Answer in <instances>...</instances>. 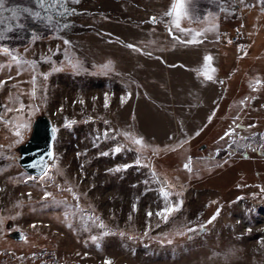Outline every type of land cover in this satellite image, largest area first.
Wrapping results in <instances>:
<instances>
[{"label":"rangeland","instance_id":"374dc122","mask_svg":"<svg viewBox=\"0 0 264 264\" xmlns=\"http://www.w3.org/2000/svg\"><path fill=\"white\" fill-rule=\"evenodd\" d=\"M256 1L218 0L214 10L225 15L223 24L188 44L173 35L186 41L191 33L178 31L164 15L173 0H79L67 4V13L38 7L31 14L3 0L0 45L36 62L33 71L0 53V105H24L0 108V252L12 253L3 264H18L16 254L43 246L62 264H264V199L255 198L264 194V148L223 164L192 158L191 172L184 169L189 158L212 154L231 115L244 118L239 134L264 133V7ZM27 18L42 30L35 41ZM239 27L244 52L228 40ZM205 56L215 69L207 72L211 80ZM243 93L252 96L245 106L238 98ZM227 109L229 116L219 121ZM42 115L56 129L47 167L53 179L29 180L17 148ZM121 132L143 138L147 147ZM69 187L78 206L64 190ZM165 192L168 206L180 204L167 221L155 215L166 206ZM217 206L208 228L187 232ZM16 230L26 240L10 238Z\"/></svg>","mask_w":264,"mask_h":264},{"label":"trees","instance_id":"16d2710c","mask_svg":"<svg viewBox=\"0 0 264 264\" xmlns=\"http://www.w3.org/2000/svg\"><path fill=\"white\" fill-rule=\"evenodd\" d=\"M6 1L8 3H11L8 5V7H15L17 5L18 7H22L24 9L30 8V10H34V11L38 9L36 1L34 0H16V1L6 0ZM217 2L218 0H185V7L186 9L190 10L191 15L190 17L182 18L181 27L185 29H191L193 32H197V31L201 32V31L207 30V27H210V26L213 27L216 23H218V25L223 24L222 20H223V17H225V15H223V13H217L214 10V4ZM256 2L259 3L258 6L264 7V3H261L260 1H256ZM250 4H251V7L252 5L257 6V3H253V1ZM25 22L26 24H28L30 28L28 31L30 34L42 33V30L39 29L38 26L32 24L29 18H27ZM258 80L259 78L253 82L252 84L253 89L255 88V84L257 83ZM236 96L235 97L233 96V98L231 99L232 102L229 105L234 104V99L236 98ZM250 97L252 96H247L244 93L243 95L239 94L238 98H239L240 105L245 106V103L249 100ZM229 108L230 106H228V109ZM228 112L229 110L228 111L225 110L220 115L219 121L221 122L225 121L226 117L229 116ZM230 117L231 118L229 120L228 127H226L224 131L219 136H217L215 139V142L217 145L214 147L212 154L211 155L204 154L202 156H195V157H191V159L195 158L196 160L209 161V162H215L217 164H223L233 159L235 155L247 156L251 154V150H255L257 152L261 150V148H264L263 144L261 145V144L254 143L255 145L253 147L250 144L258 140V138H261L262 136H264L263 132L257 131L251 135L243 136L239 134V128L241 125L244 124L243 122L244 118L240 115H235V116L231 115ZM228 132H232V135L226 136V133ZM221 137H225V138L221 139ZM260 191H264V187L260 189ZM255 198L259 200L264 199V194L258 197H255ZM220 208H221L220 206H217L215 211H213V214H211L207 218V220L203 222V224H201L200 226L191 227L187 230V232H191L189 231L190 229H192L193 231L198 230L199 232V231H203L206 228H208V226L213 222L212 217L213 216L217 217V213L218 214L220 213ZM23 235H24V240H26V233L23 232ZM140 239L146 240V238H143V237H141ZM7 255H12V253L0 252V264H3L1 260ZM12 258L18 260L19 262L18 264H22L23 261H28V262L37 263V264H60L61 263L58 260L57 255L55 256V251L53 249H50L49 247H44V246L41 248H37L36 250L29 251L27 253L16 254L15 257H12Z\"/></svg>","mask_w":264,"mask_h":264},{"label":"snow or ice","instance_id":"6c2138e0","mask_svg":"<svg viewBox=\"0 0 264 264\" xmlns=\"http://www.w3.org/2000/svg\"><path fill=\"white\" fill-rule=\"evenodd\" d=\"M69 2L79 3V0H47V2H46V0H36L37 6L40 8H43L44 11H46V12L48 11L49 8H51L57 12L60 10H63L64 13H67L69 11V9L67 8V4ZM261 3H264V0H261ZM2 6H3V0H0V7H2ZM23 11L29 12L31 14L30 9L25 8ZM34 15H36L38 17L40 16L39 13H35ZM164 15L172 18L171 23H172L173 27H175L178 31H180L181 33H184L185 35H188L189 33H191V38L189 40H186V41L180 40L179 37H176L174 35H173V39L178 40L180 43H188V44H195V43L202 42V41H199L197 39V37L202 35L201 32H198V31L193 32L191 29H185V28L181 27L182 18L190 17V15H191L190 10L186 9V7H185V0H173V3L171 5L170 10L167 11ZM41 18L42 19H51V17H41ZM151 22L156 23V17H152ZM9 31H11V29H9ZM169 34L172 35L171 29H169ZM5 38H6L5 35L2 32H0V41H3ZM36 39H38L37 35L33 34L32 40L35 41ZM230 42L231 41H229V43ZM69 43L70 42L67 40L64 41L65 45H68ZM126 47L133 48L134 46L131 44H128V45H126ZM0 53L7 54L10 57L11 61H14L17 65H29V67H31L32 70L35 71L36 62L23 59L22 57L15 54L14 50H11L6 46L0 45ZM46 59L47 58H45V60ZM211 61H212L211 56H205L204 57L205 75H206V78L209 80L213 79V77L211 75H207V72L209 70L213 71V72L215 71V69H210ZM110 64H111V62H109L108 65H105L104 68H106V69L109 68ZM72 67L75 70H79V64H73ZM56 70H58V69H55V68L53 69V71H56ZM44 78L47 79V76L45 75ZM35 81H36V77H35V75H33L32 83L35 84ZM3 83H5V82L0 81V84H3ZM253 90H255V88ZM33 95H34V93H33ZM123 102H124V100L122 98V103ZM81 103H83V101H81ZM104 107H105V109H107L109 107V99H108L107 94L105 95ZM0 108L4 109L5 112H12V111L22 110L24 108V105L21 103L20 108H18V109L9 108L7 105H0ZM0 120H2V114H0ZM209 120H211V117L209 118ZM3 122L9 123L8 121H3ZM72 123H75V122L73 121ZM105 123H107V121H105ZM249 127H254V125H250ZM112 131H115V130H112ZM55 132H56V129H53L54 134H55ZM15 134L19 135V132L15 133ZM104 135L107 138L108 137V131H106L104 133ZM118 135H121L125 139L130 140L132 144L140 146V148H146L147 147V145H145V143L143 141V138H138L131 132H121V133H118ZM231 135H232V132L226 133V136H231ZM111 138L116 139V136H112ZM224 138L225 137H221V139H224ZM261 138L264 139V136H262ZM122 147H123V145H118L115 147L114 151L116 153H119L122 150ZM129 150H132V149H129ZM136 150L139 151V149H136ZM173 150H175V149H173ZM102 154L108 155V153H102ZM191 163H192L191 158H189L188 162L184 164V169L186 171L191 172ZM136 165L141 166L139 159H137ZM143 166H147V165H143ZM127 167L128 166L126 165L125 168H127ZM116 170L119 171L120 169H116ZM45 177H47L49 180L53 179V177L48 175V169H42L41 170V176L39 177V179L43 180ZM28 179L29 180H35V179H37V177L29 176ZM165 184H167L166 181H165ZM57 187H59V185ZM64 190L69 192L72 195L73 199L77 201V206H78L79 197L75 194L73 189L71 187H69V188H66ZM28 195L31 196V193H28ZM168 195H169V193H167V192L164 193L165 199L167 198ZM49 197H52V193L45 192L44 198L48 199ZM52 198H53V201L56 202L55 198L54 197H52ZM179 207H180L179 203H177L175 205L168 206L167 205V199H166V206L163 209L157 211L155 213V215L158 218H161V219L167 221L168 215L171 214L173 211H177L179 209ZM133 210H135V205H133ZM147 215L149 217H151L152 213L149 212ZM217 215H218V213H217ZM215 218H216L215 216L212 217L213 220ZM209 222H211V221H209ZM0 223H2V221H0ZM100 226L104 227V225L102 223ZM189 231H193V230L190 229ZM104 235H108V232H105ZM121 235H123V233H121ZM129 238L131 239V237H129ZM92 239L95 241L97 239V237L94 236V237H92ZM168 242L171 243V240H169ZM105 264H111V261H105Z\"/></svg>","mask_w":264,"mask_h":264},{"label":"water","instance_id":"95a60500","mask_svg":"<svg viewBox=\"0 0 264 264\" xmlns=\"http://www.w3.org/2000/svg\"><path fill=\"white\" fill-rule=\"evenodd\" d=\"M53 126L46 115L37 117L33 123L32 134L29 139L17 148L18 163L21 168L33 177H40L41 170L47 169L48 163L54 156ZM12 225L9 221L7 229ZM9 237L17 241L23 240L20 231H13Z\"/></svg>","mask_w":264,"mask_h":264},{"label":"built area","instance_id":"2783aa9c","mask_svg":"<svg viewBox=\"0 0 264 264\" xmlns=\"http://www.w3.org/2000/svg\"><path fill=\"white\" fill-rule=\"evenodd\" d=\"M244 34L242 28H237L235 32L231 35V37L228 39L231 41L230 43H237L240 47H242L240 50L244 52L246 50L247 42L244 41ZM226 38H224V41Z\"/></svg>","mask_w":264,"mask_h":264},{"label":"crops","instance_id":"0c3cea01","mask_svg":"<svg viewBox=\"0 0 264 264\" xmlns=\"http://www.w3.org/2000/svg\"><path fill=\"white\" fill-rule=\"evenodd\" d=\"M195 72L197 73L196 75H199V76H200V74L204 75V73H203L204 71H202L201 69H196Z\"/></svg>","mask_w":264,"mask_h":264}]
</instances>
